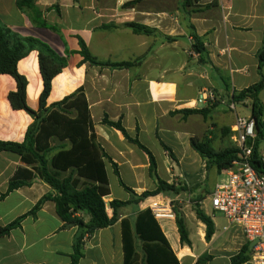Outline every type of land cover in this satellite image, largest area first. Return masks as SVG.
<instances>
[{
	"label": "crops",
	"instance_id": "1",
	"mask_svg": "<svg viewBox=\"0 0 264 264\" xmlns=\"http://www.w3.org/2000/svg\"><path fill=\"white\" fill-rule=\"evenodd\" d=\"M180 2L35 0L34 9L21 10L17 0H0L3 26L22 38L47 44L65 58L66 66L52 82L47 106L83 90L97 144L117 164L122 181L120 172L132 176V186L123 181L124 184L138 196L156 188L150 176L148 155L119 130L104 125L106 117L111 122L120 121L129 136L137 138L152 153L158 176L165 174L164 179L159 176L162 180L190 190L170 194L173 199L159 195L120 208L118 221L112 227L84 236L83 256L78 264H125L122 220H129L134 227L137 215L154 202L167 206L172 201L200 198L199 204L205 211V202L219 175L215 168L207 170L206 162L191 147L190 140L204 138L212 125L232 130L238 118L251 117L248 103L242 106L249 108L250 114H237V105L232 108V95L264 78V66L261 68L258 57L264 42V0H197L184 9ZM132 24L148 28L150 34H136L129 26ZM194 34L206 49L205 61L193 50ZM81 42L101 63L134 65L129 69L91 65L80 53ZM17 70L28 81L27 105L38 111L44 89L39 52L30 51L18 62ZM16 91L15 79L0 75V141L3 142L23 143L34 123L26 111L12 108L8 97ZM207 91L214 94L215 100L199 103V97ZM259 97L264 103V89ZM214 104L216 107L208 120L200 114L185 118L179 113ZM217 137L222 139L219 131L215 140ZM51 147L52 157L71 145L53 139ZM105 163L110 187L109 173L115 171L110 161L105 159ZM20 168L32 171L20 156L0 153V198ZM53 193L38 176L11 192L0 200V229L31 212L44 196ZM131 199L128 195L124 202ZM113 200L118 199L111 192L105 199L110 217L113 212L109 204ZM186 208L181 211L190 245L181 243L175 214L157 219L180 264H196L204 255L212 257L207 264H232V257L248 245L243 231L230 227L225 218L220 223L213 219L215 234L207 241L206 226L195 212L188 215ZM79 234L78 227H65L55 202L47 201L35 216L28 215L19 228L0 238V264H71ZM135 243L138 263L144 264L142 243L139 240Z\"/></svg>",
	"mask_w": 264,
	"mask_h": 264
},
{
	"label": "trees",
	"instance_id": "2",
	"mask_svg": "<svg viewBox=\"0 0 264 264\" xmlns=\"http://www.w3.org/2000/svg\"><path fill=\"white\" fill-rule=\"evenodd\" d=\"M196 1L181 0L180 6L184 9ZM17 6L21 10L25 8L34 9L35 0H17ZM40 24L47 26L45 22H40ZM129 26L136 34H150V30L146 27L136 24ZM193 41V50L205 61L206 49L201 39L194 34ZM33 50L39 52L40 72L44 82L38 111H33L27 105L28 81L17 70L18 62ZM80 53L84 57V61L91 65L116 69H129L134 65L133 63H101L91 56L83 42H81ZM258 57L262 68L264 66V42ZM65 66V58L59 57L47 44L31 38H22L0 23V75H10L17 83V91L9 94V102L14 110L26 111L34 119V123L27 130L23 143L0 141V153L16 154L21 157L24 164L32 168V171L20 168L10 181L7 192L1 196L0 200L11 192L28 185L35 176L48 184L54 192L44 196L31 212L1 228L0 238L19 228L28 215L35 216L47 201H53L56 204L57 214L65 223V227H78L80 229V234L74 245L71 263L78 264L83 256L81 250L84 236L93 235L98 230L112 227L118 221L120 208L141 203L150 197L164 194L178 195L190 190L185 186L177 187L176 184H169L162 180L157 174L156 160L152 153L137 138H131L120 121L111 122L106 117L103 120L104 125L119 130L129 142L138 146L148 155L150 176L157 180L154 190L146 191L139 196L126 186L120 178L117 164L97 144L94 123L83 90L77 91L59 103L50 107L47 106L52 82ZM263 89L264 78L248 89L234 92L232 95V102L235 105H247L246 103H248L251 108V118L255 121L257 130L251 165L260 174H264V161L261 153V144L264 142V103L259 97ZM215 107L214 104L204 109L182 110L179 113L183 114L185 118L193 114H200L208 120L211 118ZM216 131H219L222 137H230L231 140L232 130L230 128L218 129L216 125H212L204 138L193 137L190 143L191 147L206 162L207 170L210 171L215 168L217 174L220 175L230 169L235 161L239 160L240 150L232 141L225 148L217 150L214 146ZM53 139L69 142L70 149H62L51 157L54 150L51 147ZM165 149L173 158L171 150L166 146ZM105 159L113 165L120 185L132 196V199L127 202L120 200L110 202L112 217L107 212L105 202V199L111 195ZM200 200V198L194 200V212L197 219L206 226V240L210 241L215 234V224L213 218L199 204ZM173 212L181 243L190 245L183 213L175 208ZM122 236L125 264H139L136 240L142 243L144 264H180L149 208L137 215L134 227L131 226L129 220H122ZM250 252V245L244 246L238 254L232 257V264L249 262ZM211 259V256L204 255L196 264H207Z\"/></svg>",
	"mask_w": 264,
	"mask_h": 264
},
{
	"label": "built area",
	"instance_id": "3",
	"mask_svg": "<svg viewBox=\"0 0 264 264\" xmlns=\"http://www.w3.org/2000/svg\"><path fill=\"white\" fill-rule=\"evenodd\" d=\"M213 100L214 94L207 91L201 94L198 102ZM256 137L255 121L251 117L238 118L232 128L231 140L240 150L239 160L219 175L210 203L213 212L222 214L230 227L243 231L249 245L256 242L250 249L249 263L264 264V174L258 173L251 165ZM249 140H252L251 146H248ZM262 158L264 161V156ZM160 204L154 202L149 206L156 219L174 215L171 203L158 207Z\"/></svg>",
	"mask_w": 264,
	"mask_h": 264
},
{
	"label": "rangeland",
	"instance_id": "4",
	"mask_svg": "<svg viewBox=\"0 0 264 264\" xmlns=\"http://www.w3.org/2000/svg\"><path fill=\"white\" fill-rule=\"evenodd\" d=\"M236 107H237L236 112H237L238 115H240V116H244V115L248 116L250 114L249 108H245L242 105H237ZM229 144H231L230 137H222L221 140H218V137H217V139L215 140L214 146H215V148L217 150H220V149L225 148ZM261 150L264 151V142L261 144ZM261 153L264 154L263 152H261ZM120 173H121V177H122L123 181L126 183V185H128V186L131 187L132 186V176H131V174H129L127 172H120ZM164 175L165 174H163V173H159V176L162 179L165 178ZM109 179H110V190H111V192L113 194V197L115 199L124 201V200H126V198L128 197V195L131 196L130 193H128L124 188L121 187L118 178L115 176V174L112 171L109 173ZM218 179H219V176H218L217 180ZM151 180L152 181H155V182L157 181L155 177H151ZM164 197H165L166 200L167 199H173L174 198L170 194H164ZM193 202L194 201L192 199H189V198H186L185 201H182V202L181 201H172L171 202L172 212H173L174 208L181 211V209H183L184 207L187 206V208L185 209V212L188 215H192V213H194ZM158 207H166V203H164V204L161 203L160 205H158ZM205 211L217 223H220L222 221L223 222L225 221L224 216L222 214L217 213V212L216 213L213 212V209H212L211 203H210V197L205 202Z\"/></svg>",
	"mask_w": 264,
	"mask_h": 264
},
{
	"label": "water",
	"instance_id": "5",
	"mask_svg": "<svg viewBox=\"0 0 264 264\" xmlns=\"http://www.w3.org/2000/svg\"><path fill=\"white\" fill-rule=\"evenodd\" d=\"M251 141H252V140H249L248 146H251ZM255 244H256V242L252 243V244L250 245V249H252V248L255 246Z\"/></svg>",
	"mask_w": 264,
	"mask_h": 264
},
{
	"label": "bare ground",
	"instance_id": "6",
	"mask_svg": "<svg viewBox=\"0 0 264 264\" xmlns=\"http://www.w3.org/2000/svg\"><path fill=\"white\" fill-rule=\"evenodd\" d=\"M167 218V217H166Z\"/></svg>",
	"mask_w": 264,
	"mask_h": 264
}]
</instances>
